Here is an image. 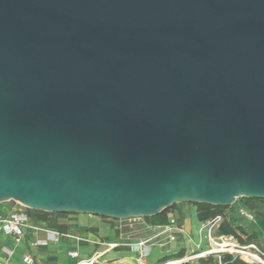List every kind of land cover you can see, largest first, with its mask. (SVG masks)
I'll list each match as a JSON object with an SVG mask.
<instances>
[{"label":"water","instance_id":"1","mask_svg":"<svg viewBox=\"0 0 264 264\" xmlns=\"http://www.w3.org/2000/svg\"><path fill=\"white\" fill-rule=\"evenodd\" d=\"M240 198L264 199V0H0V204Z\"/></svg>","mask_w":264,"mask_h":264},{"label":"built area","instance_id":"2","mask_svg":"<svg viewBox=\"0 0 264 264\" xmlns=\"http://www.w3.org/2000/svg\"><path fill=\"white\" fill-rule=\"evenodd\" d=\"M242 214H245L241 210ZM247 215V214H246ZM251 217V216H250ZM115 223L113 227L114 231H119L120 236L124 229L132 227V222L136 219L130 220H113ZM223 221V216H217L206 222L199 223L197 231L198 241L195 242V249L198 257H205L208 255H216L218 258L222 254H232L239 256L242 260L249 264H264V253L259 250L256 245L241 246L233 242V238L229 236L217 235L216 231L219 225ZM146 231L150 233V236L145 239H137L134 242L129 241L126 245L130 247V252L136 256L135 264H148V259L151 255L152 248L157 246H168L170 244L178 242L180 239L188 240L191 238L190 233L185 228V225L181 220L172 212L168 215V222L162 226H149L145 223ZM41 227L37 225L34 219L27 212V208L15 203L10 212L0 218V233L13 237L16 243H19L24 237L27 231H39ZM46 239L38 240L34 245L39 247H47L50 243H58L60 237H66L68 239H74L76 242H84V239L75 235H63L54 230H45ZM101 246L106 247L104 251L94 252V254L88 259H81L77 250H71L69 252V258L74 261L71 264H100L99 260L108 252L114 250L118 246L116 243H100ZM8 256L12 255V252L3 249L2 250ZM184 260L170 261L165 264H179L186 262ZM25 264H33L31 256L27 255L23 258ZM2 264V263H0Z\"/></svg>","mask_w":264,"mask_h":264},{"label":"trees","instance_id":"3","mask_svg":"<svg viewBox=\"0 0 264 264\" xmlns=\"http://www.w3.org/2000/svg\"><path fill=\"white\" fill-rule=\"evenodd\" d=\"M240 202L243 203L244 207L254 213V216L257 220H264V212L256 210L255 203L264 204V199H255V198H240ZM196 207V218L199 223L206 222L210 219H213L217 216H223V221L219 225L216 234L229 236L236 240L241 246H249V245H257L260 242L261 237L257 235L255 231L248 232L243 226L238 223V219L234 215H227L226 211L232 209V207H219V206H210L205 204H192ZM177 205H173L172 207L164 210L157 216L144 218V221L149 226H162L167 224L168 215L170 212L176 209ZM29 215L34 219L35 223L39 226H44L46 229L57 231L63 235H77L78 232H86L93 233L95 235L98 234V230L96 228H85L80 227L75 224H70L68 222H61L62 218H65L69 215L74 214H57V213H45L38 212L27 209ZM103 219H107L105 217H101ZM115 236L120 238V232L115 231ZM107 238L101 240L102 243H116L118 246L114 248L113 251H121L123 247H125L128 251H130V247L126 246L129 242H106ZM186 250L182 248L178 253L165 256L162 259L158 260L157 264H165L170 261L181 260L185 257ZM179 264H189L188 262H182ZM198 264H249L242 260L237 255L232 254H222L220 258L216 255H208L205 257H201L198 260Z\"/></svg>","mask_w":264,"mask_h":264},{"label":"rangeland","instance_id":"4","mask_svg":"<svg viewBox=\"0 0 264 264\" xmlns=\"http://www.w3.org/2000/svg\"><path fill=\"white\" fill-rule=\"evenodd\" d=\"M15 203L8 202L0 204V217H3L6 215L7 211L11 208H13ZM256 210H260L264 212V204L262 203H255ZM185 209V226L187 227V230H190L191 232V238L188 240L180 239L178 242L170 244L168 246H157L155 245L152 248L151 255L148 259V264H157L159 259H162L165 256H170L173 254H176L184 248L186 250V255L183 259H187L186 263L189 264H198L199 257L197 256V251H194L195 242L198 241L199 237L197 234V227L199 226V222L196 218V207L192 204H180ZM232 209L227 210V215H234L238 219V223L241 226H245V229L250 232L252 231V226H264L263 223H259L263 220H257L254 216V213L248 211L242 202H240L239 199L235 201V203L230 206ZM241 210L245 212V214H242ZM247 214V215H246ZM251 216V217H250ZM61 222H68L70 224H75L80 227L85 228H96L98 230V238L99 241L103 240L104 238H107L106 242H129L135 241L137 239H145L150 236V233L146 231L145 228V221L143 218L136 219L132 222V227L126 228L123 230L122 235L120 238H117L115 236V231L112 226L115 225L113 221L110 219H103L99 216H91V215H83V214H74L69 215L65 218H62L60 220ZM93 234V233H92ZM95 235V234H94ZM4 240V236L0 235V241ZM236 244H239L236 240H233ZM102 243V242H101ZM240 245V244H239ZM259 250H261L264 253V234L261 236L260 242L256 245ZM98 247V246H97ZM96 247V249H97ZM103 249H106V247H102ZM125 253H127V249L123 247ZM128 256V254H125ZM130 256V255H129ZM74 261H71L73 263Z\"/></svg>","mask_w":264,"mask_h":264},{"label":"crops","instance_id":"5","mask_svg":"<svg viewBox=\"0 0 264 264\" xmlns=\"http://www.w3.org/2000/svg\"><path fill=\"white\" fill-rule=\"evenodd\" d=\"M11 209L7 211L6 215ZM173 213L185 225V209L182 206L177 205ZM259 223L264 224V220ZM40 227L41 230L39 231H27L19 243H16L13 237L5 236L0 233V235L5 238V241H0V263L25 264L23 258L29 255L33 259V264H71V259L69 258V252L71 250H77L80 254V258L83 260L90 258L94 252L105 250L102 248L104 246L100 245L101 242H98L99 238L97 235L83 231L78 232L75 236L84 239V242H76L74 239L60 237L58 243H50L47 247L36 246L34 245L36 241L46 239L45 230H48L44 226ZM243 227L245 228V226ZM185 228L187 229L186 226ZM198 228L199 226L197 227V230ZM251 229L260 237L264 234V226H252ZM188 232L191 235L190 230H188ZM3 249L11 251L12 255L8 256L2 251ZM125 254H128V256ZM135 260V254L128 250L127 253H125L124 250H112L108 251L99 262L100 264H135Z\"/></svg>","mask_w":264,"mask_h":264}]
</instances>
